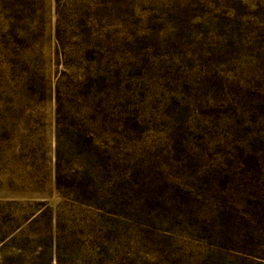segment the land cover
I'll use <instances>...</instances> for the list:
<instances>
[{
	"label": "rangeland",
	"instance_id": "obj_1",
	"mask_svg": "<svg viewBox=\"0 0 264 264\" xmlns=\"http://www.w3.org/2000/svg\"><path fill=\"white\" fill-rule=\"evenodd\" d=\"M0 264H264V0H0Z\"/></svg>",
	"mask_w": 264,
	"mask_h": 264
},
{
	"label": "trees",
	"instance_id": "obj_2",
	"mask_svg": "<svg viewBox=\"0 0 264 264\" xmlns=\"http://www.w3.org/2000/svg\"><path fill=\"white\" fill-rule=\"evenodd\" d=\"M60 183H61V180H60V177L57 176V181H56V185L57 187L59 188L60 186ZM34 205V208L31 209L30 213H29V217L31 218L32 216H34V214L38 211L39 213H37L34 217H32L30 223L32 224L37 218H41L45 215H48V211L46 208H43L42 206L44 205V202L43 201H37L35 203H33ZM40 207L38 210L36 208Z\"/></svg>",
	"mask_w": 264,
	"mask_h": 264
}]
</instances>
